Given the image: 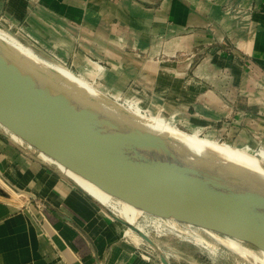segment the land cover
Listing matches in <instances>:
<instances>
[{
    "label": "crops",
    "instance_id": "0c3cea01",
    "mask_svg": "<svg viewBox=\"0 0 264 264\" xmlns=\"http://www.w3.org/2000/svg\"><path fill=\"white\" fill-rule=\"evenodd\" d=\"M1 23L147 116L264 144V0H0ZM0 191V264H206L194 245L129 227L1 128Z\"/></svg>",
    "mask_w": 264,
    "mask_h": 264
},
{
    "label": "water",
    "instance_id": "95a60500",
    "mask_svg": "<svg viewBox=\"0 0 264 264\" xmlns=\"http://www.w3.org/2000/svg\"><path fill=\"white\" fill-rule=\"evenodd\" d=\"M0 128L143 214L234 239L264 253V198L242 189L250 184L264 187V170L153 134L159 144L202 169L227 172L224 177L213 175L218 182L225 177L241 181L239 187L219 182L223 186L191 195L157 161L31 86L1 56ZM162 260L170 264L164 256Z\"/></svg>",
    "mask_w": 264,
    "mask_h": 264
},
{
    "label": "bare ground",
    "instance_id": "6f19581e",
    "mask_svg": "<svg viewBox=\"0 0 264 264\" xmlns=\"http://www.w3.org/2000/svg\"><path fill=\"white\" fill-rule=\"evenodd\" d=\"M15 46L18 47L21 51L27 52L33 60L40 61V59L31 51L27 50L23 44H17ZM91 68L92 69L89 71L85 70V75L89 78H94L96 76V69H104L102 65H99L95 62L92 64ZM53 69L68 82V85L78 86L84 89H87V87H89L68 68L60 65L58 67H53ZM102 75L105 76L106 73L104 72ZM42 86L43 88L41 90L46 93L51 99L78 115L82 116L86 115L87 113H95V115H100L103 110H108L110 114H118L122 116L123 119L136 123V126L138 127L137 131L128 130L129 128L121 127L119 125H116L117 127L111 125L109 126L103 121H101L102 125H100V127H102L106 132L120 139L121 141L126 142L137 153L144 155L152 161H157L162 167H165L166 170L175 178V180H177L181 187L186 189L191 195H194L199 191L214 190L217 188L216 185L219 184V182H223L227 187H230L227 185V182H232V186L239 187V182L241 181H235L231 178L228 179V177H225L224 180L221 179V181L218 182L217 179L213 177V175L224 177L228 175L227 172L219 171L217 169H202L194 161L181 156L173 150H169L165 146H160V144L156 143L155 139L152 137L153 134L177 141L182 144L197 147L198 149L223 156L233 161L244 163L259 170H264L263 157L257 155L255 152L241 149L237 146L232 145L230 140L222 142L218 140L216 141L213 139L203 138L196 134H191L179 128H175L165 121H162L158 117H150L140 111L133 112L131 110L126 111L125 113L123 111L124 107L121 108L122 106L120 105H109L104 100L100 101V103H96L95 101L88 98V96H86L84 93H82L80 89L72 88L70 86V90L68 89V91L72 92V94H69L72 99L68 98L69 96L67 94H65V97H63L62 93L59 90L53 89V87L49 86L47 83H43ZM87 91L94 94V91L91 89H88ZM80 97L83 99L86 98L88 101L92 102L84 101L82 103L76 99H80ZM92 103L98 106V108H92ZM99 107L102 109V111ZM36 125L38 128H42L39 124L36 123ZM23 145L26 149H29L34 153H38L30 145ZM65 171L69 173L77 181V183L90 195L94 196L98 200V202L106 204L110 200H113L117 203L122 204L123 212L125 213V216L127 218V223L133 224L139 215H143L142 211L136 209L130 204L114 198L110 194L95 187L92 183L85 181L84 179L67 170ZM218 186L223 185L219 184ZM242 189L249 195H255L264 198V187H258L256 185L250 184L244 186V188ZM138 230L140 232L142 231L141 228H138ZM199 237L203 240L205 239L201 235H199ZM228 245L238 256L250 258L257 263L264 264V253L263 258L261 259L257 255H255L254 252H252L247 246L234 239H230V243Z\"/></svg>",
    "mask_w": 264,
    "mask_h": 264
},
{
    "label": "rangeland",
    "instance_id": "374dc122",
    "mask_svg": "<svg viewBox=\"0 0 264 264\" xmlns=\"http://www.w3.org/2000/svg\"><path fill=\"white\" fill-rule=\"evenodd\" d=\"M17 44H23L25 46V48L27 50L31 51L34 55H36L40 59V61L33 60L27 52L21 51L18 47H16L15 45H17ZM30 44L35 45L33 42H31L22 33H18V35H17L15 32L11 31L9 29V26L6 25L5 23L0 24V56L13 68V70L16 73H18L21 77H23V79H25V81H27L31 86H33L34 88H36L37 90H39L42 93H44L41 90L43 88L42 84L47 83L49 86H52L53 89L59 90L62 93L63 97H65L64 95L67 94L69 96V97L68 96L67 97L72 99V97H70V95H69V94H72V92L68 91V89L70 90V88H69L70 85H68V82L59 73H57L53 69V67H58V66L62 65L64 67L68 68L72 72H73V70L70 69L66 65L57 63L56 61H52L51 59H45L46 56L48 57V55H47L48 52L46 53V51L42 47H40V46L38 47L37 45H36V47L39 50L35 47H31ZM29 47H31L32 49ZM47 60H50V61H47ZM74 74L77 75L89 87H87V89L80 88L78 86H70V87L80 89L82 91V93H84L86 96H88V98L95 101L96 103H100V101L104 100L109 105L114 104L115 106H119V105L122 106L121 108L124 107L123 111L125 113H126V111H131V110L133 112L138 111V109L132 105L131 101H125L124 102V101H120V100H114V98L111 97L110 94H107L105 91L103 92L100 89H98L96 84H94L92 82V80L85 78L84 75L81 76L82 74L81 75H78L76 73H74ZM88 89L93 90L94 94L88 92L87 91ZM44 94L46 96H48L46 93H44ZM76 99L82 103L84 101L92 102V101H88L86 98L83 99L81 97H80V99H78V98H76ZM92 104H93L92 108H94V109L98 108V106H96L94 103H92ZM139 107L143 110L141 105ZM100 110L102 111L101 108H100ZM142 113L146 114L144 112V110L142 111ZM79 116H81V115H79ZM83 116H85L84 118L92 121L93 123H95L99 126L102 125L101 121H103L106 124H108L109 126L111 125V126L117 127L116 125H119L121 127L129 128L128 130H133V131L138 130L136 123H134L132 121L125 120L122 118V116H120L118 114H114V115L110 114V112L108 110L107 111L103 110V112H101L100 115H95V113H87L86 115H82V117ZM165 122L170 124L171 126H173L175 128H179V127L175 126V124H174V122H176L175 119L166 120ZM179 129L186 131L185 129H182V128H179ZM186 132H188V131H186ZM233 134H234V132H233ZM224 140H227V139L223 138L220 141L223 142ZM155 142L158 143L156 140H155ZM161 145L162 144H160V146ZM255 146H256V144H255ZM256 149H257V146L254 149V151H257ZM14 200L17 201L16 199H14ZM19 203H22V201H19ZM139 221H141L142 225L139 226V224H136L137 228L148 229L146 218L142 217ZM148 230L155 237L156 236L161 237V238H163V237H174L175 239L178 238L179 241L181 240L183 242H187V241L177 237V235L173 234V233L168 232L166 235L158 236L152 229L151 230L148 229ZM194 230H195V232L199 233V235H201L203 238H205L204 241L206 243V247H202L200 245H196V244H193L190 242H187V243H189V245L191 244L192 246L194 245V247L197 249V250H195V252L199 253L201 258L202 257L204 258V262L206 264H216L217 259L221 255H223V258H222L223 263H227V264H231V263L232 264H261V263L255 262L254 260H252L250 258H244V257L238 256L231 249V247L228 245L230 243V238L223 237V236L214 234L212 232H206V231L198 230L195 228H194ZM247 247L252 252H254V254L257 255L259 258H261V259L263 258V254L260 251L255 250L249 246H247ZM177 255L178 256H170L172 262H176L177 264H183L184 263L183 258H181V257L179 258L180 254L177 253ZM218 264H220V263H218Z\"/></svg>",
    "mask_w": 264,
    "mask_h": 264
},
{
    "label": "built area",
    "instance_id": "2783aa9c",
    "mask_svg": "<svg viewBox=\"0 0 264 264\" xmlns=\"http://www.w3.org/2000/svg\"><path fill=\"white\" fill-rule=\"evenodd\" d=\"M132 105L135 106L138 109V111H140V112L143 111L139 107L140 106L139 101L134 100L132 102ZM159 119H161L162 121H166L164 118H159ZM256 150L257 151H255V153L264 158V155H263L264 154V144L262 142L257 143V149ZM41 156L44 159L48 160L49 162L54 163L51 160H49L47 157H45L43 155H41ZM82 189H84V188H82ZM97 202H98V200H97ZM98 203H99V205L104 206L107 209H109V211L114 216L121 217L123 220H125L127 222V218L125 216V213L123 212V205L122 204L117 203L116 201H113V200H110L106 204H103L102 202H98ZM142 217L146 218V220H147L146 221L147 222V228L150 230L152 229L158 236L166 235L169 232V233L176 234L177 237H179V238H181L187 242H190V243H193L196 245H200L202 247H206L205 241L199 237V233L195 232L194 228H192L190 226L179 224V223L174 222V221H168V220L148 216L145 214H143V215L141 214L136 218L135 222L131 225L138 224L139 220ZM179 225H182V226H179ZM141 229L143 230V228H141Z\"/></svg>",
    "mask_w": 264,
    "mask_h": 264
},
{
    "label": "trees",
    "instance_id": "16d2710c",
    "mask_svg": "<svg viewBox=\"0 0 264 264\" xmlns=\"http://www.w3.org/2000/svg\"><path fill=\"white\" fill-rule=\"evenodd\" d=\"M33 46H34L35 48H37L36 45H33ZM37 49H38V48H37ZM38 50H39V49H38Z\"/></svg>",
    "mask_w": 264,
    "mask_h": 264
}]
</instances>
